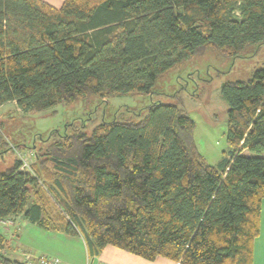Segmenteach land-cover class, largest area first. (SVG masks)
I'll return each mask as SVG.
<instances>
[{
    "label": "trees",
    "instance_id": "16d2710c",
    "mask_svg": "<svg viewBox=\"0 0 264 264\" xmlns=\"http://www.w3.org/2000/svg\"><path fill=\"white\" fill-rule=\"evenodd\" d=\"M0 0V107L36 113L97 97L148 96L207 51L264 44V0ZM227 157L197 150L194 121L153 104L138 121L97 124L0 174V220L22 216L153 261L252 264L264 200V68L226 82ZM0 264H25L2 251Z\"/></svg>",
    "mask_w": 264,
    "mask_h": 264
},
{
    "label": "rangeland",
    "instance_id": "374dc122",
    "mask_svg": "<svg viewBox=\"0 0 264 264\" xmlns=\"http://www.w3.org/2000/svg\"><path fill=\"white\" fill-rule=\"evenodd\" d=\"M260 68H264V44L248 47L232 59L221 51H207L159 78L148 96L93 97L36 113H22L14 103H6L0 107V174L12 168L15 160L31 165L35 153L65 135H90L97 124L113 120L138 121L149 106L158 103L179 104L187 112L196 126L197 150L206 164L218 168L228 159L227 105L220 95L221 85L246 81Z\"/></svg>",
    "mask_w": 264,
    "mask_h": 264
},
{
    "label": "crops",
    "instance_id": "0c3cea01",
    "mask_svg": "<svg viewBox=\"0 0 264 264\" xmlns=\"http://www.w3.org/2000/svg\"><path fill=\"white\" fill-rule=\"evenodd\" d=\"M59 9L61 0H42ZM0 234L6 240L2 253L9 259L23 262V254L47 256L61 264H180L158 257L147 261L118 248L107 246L90 255L81 236L44 231L25 221L22 216L0 220ZM252 264H264V200L260 203L259 234L253 242Z\"/></svg>",
    "mask_w": 264,
    "mask_h": 264
},
{
    "label": "built area",
    "instance_id": "2783aa9c",
    "mask_svg": "<svg viewBox=\"0 0 264 264\" xmlns=\"http://www.w3.org/2000/svg\"><path fill=\"white\" fill-rule=\"evenodd\" d=\"M22 162V168L21 169H29V166H26L25 163ZM26 167V168H25ZM23 262L25 264H61V262L56 258H50L47 256H39V257H33L29 253L23 254Z\"/></svg>",
    "mask_w": 264,
    "mask_h": 264
}]
</instances>
